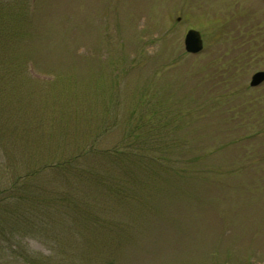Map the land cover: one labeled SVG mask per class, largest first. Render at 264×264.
<instances>
[{
    "label": "rangeland",
    "instance_id": "obj_1",
    "mask_svg": "<svg viewBox=\"0 0 264 264\" xmlns=\"http://www.w3.org/2000/svg\"><path fill=\"white\" fill-rule=\"evenodd\" d=\"M258 70L264 0H0V264H264Z\"/></svg>",
    "mask_w": 264,
    "mask_h": 264
},
{
    "label": "water",
    "instance_id": "obj_2",
    "mask_svg": "<svg viewBox=\"0 0 264 264\" xmlns=\"http://www.w3.org/2000/svg\"><path fill=\"white\" fill-rule=\"evenodd\" d=\"M184 48L190 53H197L202 49V39L200 33L195 29L187 30L184 36ZM264 80V71L259 70L252 74L250 79L251 86H257Z\"/></svg>",
    "mask_w": 264,
    "mask_h": 264
},
{
    "label": "trees",
    "instance_id": "obj_3",
    "mask_svg": "<svg viewBox=\"0 0 264 264\" xmlns=\"http://www.w3.org/2000/svg\"><path fill=\"white\" fill-rule=\"evenodd\" d=\"M46 168H44L45 170ZM40 172V171H43V169L39 168L38 170L36 171H33V174L36 173V172ZM18 181H20V178L16 177L9 186L7 187H3L1 190H0V194H7L4 198H2L0 201H3L4 199H7L9 197L12 196L13 194V191L15 188L18 189L17 187V184H18ZM19 185V184H18ZM32 263H34V260H31Z\"/></svg>",
    "mask_w": 264,
    "mask_h": 264
}]
</instances>
